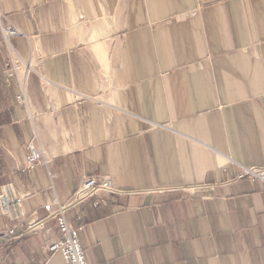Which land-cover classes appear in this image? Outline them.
I'll list each match as a JSON object with an SVG mask.
<instances>
[{
	"label": "crops",
	"instance_id": "1",
	"mask_svg": "<svg viewBox=\"0 0 264 264\" xmlns=\"http://www.w3.org/2000/svg\"><path fill=\"white\" fill-rule=\"evenodd\" d=\"M0 9V188L25 194L24 223L103 174L130 191L66 211L90 264H264V179L239 177L264 168V0ZM31 140L45 160L27 168ZM60 235L49 219L0 243V264H66Z\"/></svg>",
	"mask_w": 264,
	"mask_h": 264
},
{
	"label": "built area",
	"instance_id": "2",
	"mask_svg": "<svg viewBox=\"0 0 264 264\" xmlns=\"http://www.w3.org/2000/svg\"><path fill=\"white\" fill-rule=\"evenodd\" d=\"M3 16L4 13L0 9V19H2ZM2 30L7 39L11 36L24 34L20 27L14 23H3ZM12 74H14V69L10 71V75ZM28 147L27 168H32L39 162L45 160L43 151L38 147L35 140H31ZM242 176L252 178L261 177L264 179V168L244 167L239 177ZM100 191L126 193L130 190L120 188L111 183L107 175H89L85 177L84 181L75 191L71 202L68 204L55 201L48 202L45 205L47 213L44 217L30 223H24L23 203L25 194H21L13 183L3 184L0 188V213L10 216L15 223L0 229V243L12 241L20 237L23 233L35 231L43 227L49 219H55L58 223L61 235L49 245L50 250L61 251L66 264H90L80 238L82 225L71 224L66 216V211L70 205L90 198ZM18 222L24 225L23 231L21 232L17 229Z\"/></svg>",
	"mask_w": 264,
	"mask_h": 264
},
{
	"label": "bare ground",
	"instance_id": "3",
	"mask_svg": "<svg viewBox=\"0 0 264 264\" xmlns=\"http://www.w3.org/2000/svg\"><path fill=\"white\" fill-rule=\"evenodd\" d=\"M65 260V259H64Z\"/></svg>",
	"mask_w": 264,
	"mask_h": 264
}]
</instances>
